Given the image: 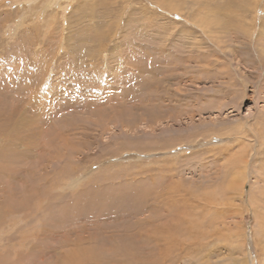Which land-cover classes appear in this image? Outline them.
<instances>
[{
	"label": "rangeland",
	"instance_id": "obj_1",
	"mask_svg": "<svg viewBox=\"0 0 264 264\" xmlns=\"http://www.w3.org/2000/svg\"><path fill=\"white\" fill-rule=\"evenodd\" d=\"M0 126V264H264V0H0Z\"/></svg>",
	"mask_w": 264,
	"mask_h": 264
},
{
	"label": "bare ground",
	"instance_id": "obj_2",
	"mask_svg": "<svg viewBox=\"0 0 264 264\" xmlns=\"http://www.w3.org/2000/svg\"><path fill=\"white\" fill-rule=\"evenodd\" d=\"M179 9V8H178ZM177 10V9H176ZM192 18H193V21H195L199 26H201V27H205L204 25H207L206 23H204V20H202V19H199V18H197V17H194V16H192ZM203 23H204V25H203ZM208 26V25H207ZM154 84V83H153ZM6 118H8V117H6ZM5 126H6V128H10L11 126H8V122H5ZM1 128H4V126H0ZM5 131H7V130H4V129H0V132H2V133H4ZM7 135H9V133L7 132L6 134H5V137L7 136ZM6 140L7 141H4V143H3V148H2V150L0 151L1 153H2V156H6L7 155V153H6V151H5V149L9 146V145H11V139H10V137H7L6 138ZM4 159H5V157H4ZM10 162V161H9ZM14 176V175H13ZM236 177V176H235ZM7 183H9V182H7ZM7 185V184H6ZM43 186V185H42ZM38 188V187H37ZM29 190H31V189H29ZM147 193V192H146ZM149 194V193H148ZM143 195V194H142ZM161 195V194H160ZM162 196V195H161ZM161 196H159L160 198H161ZM181 196V195H180ZM157 197V196H156ZM174 199V198H173ZM162 201H164V200H162ZM58 202V201H57ZM161 203H163V202H161ZM55 204V203H54ZM58 205V204H57ZM162 206V205H161ZM57 208V207H56ZM80 211V210H79ZM46 212V211H45ZM171 215V214H170ZM169 215V216H170ZM178 218V217H177ZM176 218V219H177ZM171 220V219H170ZM62 222V221H61ZM50 223V222H49ZM54 223V222H53ZM52 223V224H53ZM191 224V223H190ZM178 226L179 225H177L176 227H172L170 230H168V232H167V234L168 235H164V237H162V238H160V237H158V235L156 234V236L158 237V239H160V242L161 241H163V243H161V245L160 246H165V248L167 247V245L168 244H170V245H172L173 246V244L175 245V242H176V239H174V238H172L173 237V235L172 236H170V234H172V233H174V230H175V232L177 231L176 230V228L178 229ZM68 230V229H67ZM166 230V229H165ZM40 231V230H39ZM55 231V230H54ZM161 231V230H160ZM167 231V230H166ZM154 232V231H153ZM157 232V231H156ZM47 233V232H46ZM150 234V233H149ZM44 235V234H43ZM49 235H50V233H49ZM51 236V235H50ZM146 237H147V235H145ZM42 237V236H41ZM154 237V236H153ZM47 238V237H46ZM145 238V237H144ZM57 239V238H56ZM151 239V238H150ZM62 240V239H61ZM150 241V240H149ZM148 242V241H147ZM156 242H159V240L158 241H156ZM179 242H181V241H179ZM148 244H149V242H148ZM158 244V243H157ZM53 245V244H52ZM140 245H142L141 243H140ZM159 245V244H158ZM171 246V247H172ZM54 247V246H53ZM145 247V246H144ZM151 247V245L149 244V248ZM149 248H147V249H149ZM156 248V247H155ZM158 248V247H157ZM161 248V247H160ZM160 248H158L157 249V252H153V248H151L152 250H150V251H148V252H146V255L144 256V255H142L143 253H141V254H136V253H124V255L123 256H119V257H114L115 259L113 260V259H108L107 260V262L105 261V260H101L100 258H96L95 260L96 261H98V264H157L158 262H160L159 261V256H161L162 258L163 257H165V256H167L168 255V251L167 250H165V249H160ZM116 249V248H115ZM155 250V249H154ZM121 251V250H120ZM48 252V251H47ZM75 252V254H76V252L77 251H74ZM111 252V251H110ZM109 252V253H110ZM151 252H153L154 254L155 253H157V255H153V254H150ZM46 254V253H45ZM74 254V255H75ZM123 254V253H122ZM74 255H71V256H67L66 254L64 255V257L66 258V256H67V263H61L60 261H61V259H62V257L61 258H59V257H57L56 259L57 260H59V262H58V264H77V263H79V262H77V263H75V259H78L80 262H81V264H83L85 261L84 260H82V259H80L81 257H76V255L74 256ZM103 255V254H102ZM151 255V256H150ZM94 257V256H93ZM46 258V257H45ZM71 258H72V260H71ZM113 258V257H112ZM116 258H119V260L117 261V259ZM166 258V257H165ZM38 260V259H37ZM69 260V261H68ZM77 260V261H78ZM94 260V261H95ZM31 262V261H30ZM65 262V261H64ZM80 264V263H79Z\"/></svg>",
	"mask_w": 264,
	"mask_h": 264
}]
</instances>
